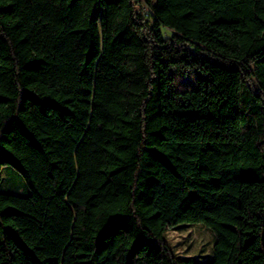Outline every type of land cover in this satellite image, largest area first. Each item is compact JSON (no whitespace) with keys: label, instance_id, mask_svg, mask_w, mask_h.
<instances>
[{"label":"trees","instance_id":"1","mask_svg":"<svg viewBox=\"0 0 264 264\" xmlns=\"http://www.w3.org/2000/svg\"><path fill=\"white\" fill-rule=\"evenodd\" d=\"M3 167L0 264H264V0H0Z\"/></svg>","mask_w":264,"mask_h":264},{"label":"rangeland","instance_id":"2","mask_svg":"<svg viewBox=\"0 0 264 264\" xmlns=\"http://www.w3.org/2000/svg\"><path fill=\"white\" fill-rule=\"evenodd\" d=\"M1 174V191L24 195L29 193L24 177L16 168L3 167ZM166 237L174 251L179 255L209 256L214 244L212 231L201 223L169 230Z\"/></svg>","mask_w":264,"mask_h":264}]
</instances>
